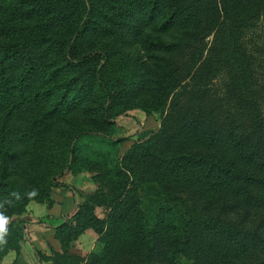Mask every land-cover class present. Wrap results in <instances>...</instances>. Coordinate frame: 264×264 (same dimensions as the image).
I'll list each match as a JSON object with an SVG mask.
<instances>
[{
  "label": "trees",
  "instance_id": "16d2710c",
  "mask_svg": "<svg viewBox=\"0 0 264 264\" xmlns=\"http://www.w3.org/2000/svg\"><path fill=\"white\" fill-rule=\"evenodd\" d=\"M204 1L0 0L8 214L51 186L71 188L57 179L78 162L80 137L100 133L66 125L84 103L110 125L175 90L156 133L165 151L144 142V153H125L114 194L96 204L109 213L77 204L55 227L60 251L33 248L39 262L264 264V0ZM87 228L100 247L80 258L66 245Z\"/></svg>",
  "mask_w": 264,
  "mask_h": 264
},
{
  "label": "rangeland",
  "instance_id": "374dc122",
  "mask_svg": "<svg viewBox=\"0 0 264 264\" xmlns=\"http://www.w3.org/2000/svg\"><path fill=\"white\" fill-rule=\"evenodd\" d=\"M197 2L207 5L204 0ZM4 8L5 5L1 4L0 18L1 14L9 10V7ZM18 24L22 26L25 23ZM210 39L209 36L207 43ZM261 42L264 43V39ZM174 91H167L165 94L163 92L154 97L153 106H146L148 112L140 108L127 109L110 125H101L95 120L88 110L89 103H84L81 109L72 112L70 115L73 118L66 122L71 129L97 131L102 134H86L80 137L78 162L73 170L66 171L57 179L71 188L51 186L45 191L46 196L39 200H27L21 212L8 214L0 202V264L35 263L37 257L33 248L45 257L59 252L58 236L64 237L65 232L59 233L55 227L64 220L71 219L77 204L91 206L97 217L105 218L109 208L96 204L99 200H105L106 203L114 194V186L110 181L120 180L116 178L114 168L119 165L125 153H135L134 157L144 153V142L154 153L165 151L167 139L165 136H157L156 133L163 123L168 122L165 115L171 113L169 104ZM97 237L87 228L74 239H70L66 249L69 253L85 258L100 247ZM176 261L177 264H192L190 259L180 254L176 255ZM40 262L52 264L49 260Z\"/></svg>",
  "mask_w": 264,
  "mask_h": 264
},
{
  "label": "crops",
  "instance_id": "0c3cea01",
  "mask_svg": "<svg viewBox=\"0 0 264 264\" xmlns=\"http://www.w3.org/2000/svg\"><path fill=\"white\" fill-rule=\"evenodd\" d=\"M33 256H34V255H33ZM34 262H35V263H30V264H47V263H48V262H45V263H41V262H40V263H39V261H37V260H35Z\"/></svg>",
  "mask_w": 264,
  "mask_h": 264
},
{
  "label": "clouds",
  "instance_id": "9594fccd",
  "mask_svg": "<svg viewBox=\"0 0 264 264\" xmlns=\"http://www.w3.org/2000/svg\"><path fill=\"white\" fill-rule=\"evenodd\" d=\"M34 194V193H33ZM0 231H2V224H0Z\"/></svg>",
  "mask_w": 264,
  "mask_h": 264
}]
</instances>
